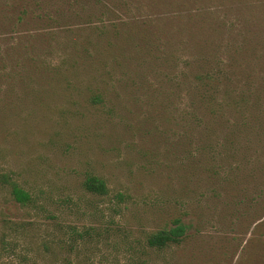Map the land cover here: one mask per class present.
Returning a JSON list of instances; mask_svg holds the SVG:
<instances>
[{"label":"trees","instance_id":"1","mask_svg":"<svg viewBox=\"0 0 264 264\" xmlns=\"http://www.w3.org/2000/svg\"><path fill=\"white\" fill-rule=\"evenodd\" d=\"M93 2L107 22L0 37V151L11 138L10 117H135L136 125L122 123L145 143L142 171L167 182L174 211L146 237L137 264H150V256L165 264H200L203 233L185 223L186 199L200 195L199 212L245 180L257 188L264 179V23L230 0ZM84 189L110 194L95 174L86 177ZM117 198L127 200L124 193ZM8 204L37 206L3 169L0 264H29L25 226L9 216ZM246 249L251 256L260 247Z\"/></svg>","mask_w":264,"mask_h":264},{"label":"rangeland","instance_id":"2","mask_svg":"<svg viewBox=\"0 0 264 264\" xmlns=\"http://www.w3.org/2000/svg\"><path fill=\"white\" fill-rule=\"evenodd\" d=\"M230 3L264 23V0ZM100 8L93 0H0V37L107 22L96 15ZM124 119L138 122L135 117H10L11 138L0 151V171L13 172L37 202L35 208L6 206L9 216L25 226L22 241L29 264H137L146 237L173 214L167 182L142 171L145 143L139 133L126 130ZM89 174L107 181L108 196L84 189ZM244 183L199 212L194 209L201 196L186 199L184 221L203 233L200 264L264 260V179H258L257 188L254 182ZM204 189L202 183L200 193ZM118 193L127 196L126 202ZM251 243L260 249L250 256L246 248ZM145 258L165 264L155 256Z\"/></svg>","mask_w":264,"mask_h":264}]
</instances>
